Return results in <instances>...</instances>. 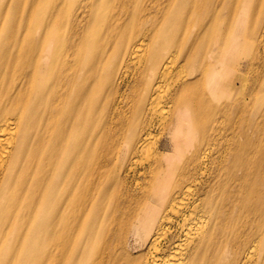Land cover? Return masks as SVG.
<instances>
[{
    "label": "bare ground",
    "instance_id": "bare-ground-1",
    "mask_svg": "<svg viewBox=\"0 0 264 264\" xmlns=\"http://www.w3.org/2000/svg\"><path fill=\"white\" fill-rule=\"evenodd\" d=\"M164 1L0 0V264H264V17Z\"/></svg>",
    "mask_w": 264,
    "mask_h": 264
},
{
    "label": "rangeland",
    "instance_id": "rangeland-1",
    "mask_svg": "<svg viewBox=\"0 0 264 264\" xmlns=\"http://www.w3.org/2000/svg\"><path fill=\"white\" fill-rule=\"evenodd\" d=\"M161 1L163 2L164 0H161ZM248 2H249L248 5H246V7L244 8V11L247 14V16H246L247 17L246 27L252 28L256 21H258L264 17V9L261 5H259L258 7H256L254 9L252 3L255 2V0H249ZM263 2H264V0H263ZM173 4H174L173 9L169 10V12H168L169 13L168 17L170 18L169 19L170 23L174 22V24L178 25L181 23V21H183L185 19L190 20L189 16L191 15V11L188 8L187 3L184 2V0H176L175 3H173ZM174 12H177L178 16H176L174 14ZM192 19H193V16H192ZM193 29L194 28H193V20H192V30ZM250 52L252 55L255 53V50L253 51V49H251V50L247 51L244 55L247 57L248 54H250ZM249 57H250V55L247 58H245V60L249 59ZM230 63H232V62H230ZM186 68H187V66H181L180 67L178 64V61H177V63L172 66V68L169 72L168 80L175 78L177 75L176 72L178 70H180L181 72H185ZM245 76L251 82L250 74H245ZM239 84L240 83H238L234 89V91L236 93H238V96H240V94H242V93H245V91H246V88H240ZM231 92H233V90H231ZM263 93H264V89L259 92L260 99H258L256 102L251 103L247 106L248 111H247V117H246L247 126L249 124L254 123V122L260 121L261 126H262V131H264V94ZM217 101L219 102L222 100L220 98H218ZM248 129L249 128L246 127V123H245L244 130L246 131ZM152 132L154 133V135L158 136V133H157L158 131H157V128L155 126H153V128H152ZM263 134H264V132H263ZM164 137H165V134L161 138V142H163ZM185 148H186V146H183V149H185ZM161 151H165V150L162 149V147H161L160 152ZM186 151L187 150H185L184 153H186ZM150 160H152V153L148 147L147 149L136 153L135 157L132 160V163L135 167L140 168V167L148 164Z\"/></svg>",
    "mask_w": 264,
    "mask_h": 264
}]
</instances>
